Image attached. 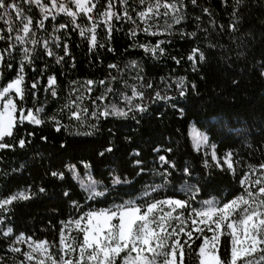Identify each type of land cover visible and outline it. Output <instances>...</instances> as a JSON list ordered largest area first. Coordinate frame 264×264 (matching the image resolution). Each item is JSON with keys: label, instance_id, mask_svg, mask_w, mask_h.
Here are the masks:
<instances>
[{"label": "trees", "instance_id": "trees-1", "mask_svg": "<svg viewBox=\"0 0 264 264\" xmlns=\"http://www.w3.org/2000/svg\"><path fill=\"white\" fill-rule=\"evenodd\" d=\"M17 3L34 17L35 27L39 9L31 6L29 13V5L22 0ZM106 4L107 0H99L95 12L105 10ZM115 5L121 19L113 18L110 35L100 24L96 47L63 15L45 21L44 29L36 32L37 39L48 41L53 55L37 46L32 64L25 66V95L19 103L25 110L43 108L39 113L43 123L17 124L13 136L4 141L12 146L0 149V199L19 192L31 197L13 202L3 214L0 264H19L23 259L10 250L16 237L23 234L58 244L65 224L90 209L129 200L137 204L184 200L193 189L199 190L191 201L193 207L200 208L204 200L229 202L243 194L240 182L249 166L264 163V0H196L195 4L183 0L181 23L166 30L171 17L161 16L151 29L158 35L143 31L145 24L138 12L145 6L139 0L126 4L115 0ZM125 11L131 21L123 16ZM61 23L69 26L59 29ZM77 23L88 22L81 17ZM2 26L7 36V25ZM160 41H164L160 44L163 52L155 55L141 47H154ZM7 46L0 41V49ZM194 49L203 54L202 61L199 53L195 62L189 59ZM59 57L63 59L57 62ZM9 62L11 68H0V85L17 76L19 56L5 61ZM49 77L56 78L55 96ZM109 87L111 92L106 91ZM133 89L142 98L134 97ZM125 96L131 98L130 103ZM113 104L127 115H100ZM73 112H79L80 118ZM192 125L205 133V148L194 147L189 135ZM21 139L24 147L19 146ZM109 147L110 152L106 151ZM228 153L235 172L223 163ZM160 156L175 167L163 164ZM70 165L76 166L75 173L69 171ZM53 172L63 173L64 178ZM89 175L97 182V190L107 189L104 197L88 199L81 181L87 185ZM116 177L128 183L113 184ZM156 186L158 190L151 191ZM145 191L151 194L143 196ZM9 227L12 234L5 237L3 232ZM227 241L228 237L222 238V256ZM200 243L196 240L193 250ZM15 246L27 250L25 244ZM186 264H196L195 251Z\"/></svg>", "mask_w": 264, "mask_h": 264}, {"label": "snow or ice", "instance_id": "snow-or-ice-1", "mask_svg": "<svg viewBox=\"0 0 264 264\" xmlns=\"http://www.w3.org/2000/svg\"><path fill=\"white\" fill-rule=\"evenodd\" d=\"M139 2L145 7L138 12V18L145 24L143 31L149 35L161 34L151 30L156 26L155 21L161 16L171 17L172 23H166V30L171 29L173 24H180L183 19L180 14L183 0H139ZM22 3L30 6L27 9L29 13L32 11L31 6L39 9L40 18L36 20L35 27H33L34 17L26 14L25 9L16 0H0V10H2L0 21L5 22L8 33L5 36L3 31H0V41H6L8 45L0 49V68L5 66L11 68L12 64L10 62L6 64L5 61H11L16 55L19 56L16 78L0 85V149L12 146L4 141L5 137L13 136L17 124L26 121L35 125L43 123L39 118L43 108H37L35 111L25 110L19 102L24 100L25 95V66L32 64V56L37 46H42L47 50L48 55H53L48 41L36 38L37 30L44 29L45 21L49 19L55 21L59 15L68 17L74 30L78 29L79 34L88 39L92 47H96V29L100 24L106 26L110 35L113 18L121 19V15L114 11L115 0H107L105 10L101 12H95L99 0H22ZM121 3L126 4L127 0H121ZM192 3L195 4L196 0H192ZM123 16L132 20L127 11ZM81 17L88 22L86 25L77 23ZM68 26V23H61L59 29ZM135 34L133 30L132 35ZM162 43L164 41H160L154 47L148 45L141 47L155 55L158 50L163 52L160 48ZM198 53L199 50L194 49L189 59L195 62ZM62 59L63 57H59L57 62ZM203 59V54L199 53V60ZM132 65L135 66L134 61ZM109 67L115 68L116 65ZM2 79L3 72H0V80ZM182 83L181 80V86ZM55 84L56 78L49 77V88H53ZM87 84L92 85L93 81H88ZM31 87L35 89L36 83H32ZM106 91L111 92L112 89L109 87ZM52 95H56L54 88ZM133 96L142 98V93H137L133 89ZM156 96L160 98L159 93H156ZM104 98L99 97L101 100ZM124 99L131 102V98L127 96ZM137 108L140 111L144 110L140 106ZM72 115L76 119L80 118L79 112H73ZM100 115L126 116L127 112L113 104L111 110L105 108ZM59 130L58 126L57 131ZM193 139L198 150L201 144L207 143V137L195 129H193ZM24 145L25 141L21 139L19 146L24 147ZM106 151H112L111 147ZM213 159H217L214 152ZM159 160L172 168L175 167L174 163L165 156H160ZM136 163L140 164L141 161L138 160ZM217 163L219 164V161ZM223 163L230 171L235 172L231 153L227 154ZM85 167L90 165L85 164ZM75 169V165L69 166V171L75 173ZM167 174L169 173L165 172V175ZM52 175L60 179L64 178L63 173L53 172ZM122 182L128 183L126 180L121 181L119 177L113 180V184ZM81 183L89 193L90 200H96L107 194V189L97 190L98 184L90 175L87 185H84L83 181ZM240 183L244 189L243 194L223 204L214 200H204L200 208L192 206L191 201L199 191L193 189V194L184 200L153 199L142 204L129 200L109 208L90 209L79 218L65 224L59 234L58 244L55 241L33 240L32 237L21 234L15 238V245L25 244L27 250L15 245L10 250L23 256L19 264H186L188 255L193 251L196 255V264H264V163L258 166L250 165L249 171ZM159 187H153L151 191H157ZM40 191L43 192L44 189L41 188ZM150 194L145 191L143 196ZM30 198L26 192H19L0 199V210H2L0 225L4 223L3 214L8 211V206L17 200ZM74 206L80 207L75 202ZM184 210H187V214ZM73 232L77 235H72ZM11 234L10 227L3 232L5 237ZM225 236L228 237V247L222 256L221 241ZM196 240H200L201 243L196 250H193L192 246Z\"/></svg>", "mask_w": 264, "mask_h": 264}, {"label": "rangeland", "instance_id": "rangeland-1", "mask_svg": "<svg viewBox=\"0 0 264 264\" xmlns=\"http://www.w3.org/2000/svg\"><path fill=\"white\" fill-rule=\"evenodd\" d=\"M13 16H14V13H13ZM5 19H7V17L5 18ZM5 24V22L4 21H0V29H2V24ZM2 31V30H1ZM193 129H195L196 131H198V132H200V133H202L204 136H206L205 135V133H203L202 131H200L199 129H197L195 126H190V129H189V135H190V137H191V140H192V143H193V145H194V147L195 148H197V146H196V144H195V142H194V139H193ZM206 146H208V140H207V143H205V144H201L200 146H199V148L201 149V148H205ZM210 150H211V148H210ZM207 235H211V233H206ZM27 247V246H26Z\"/></svg>", "mask_w": 264, "mask_h": 264}, {"label": "built area", "instance_id": "built-area-1", "mask_svg": "<svg viewBox=\"0 0 264 264\" xmlns=\"http://www.w3.org/2000/svg\"><path fill=\"white\" fill-rule=\"evenodd\" d=\"M16 2H17V0H16ZM0 11H2V10H0ZM0 31H1V29H0Z\"/></svg>", "mask_w": 264, "mask_h": 264}]
</instances>
